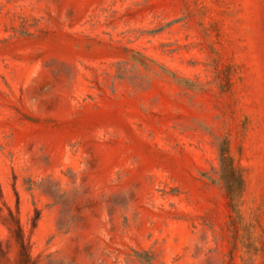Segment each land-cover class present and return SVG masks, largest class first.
Wrapping results in <instances>:
<instances>
[{"label":"rangeland","instance_id":"374dc122","mask_svg":"<svg viewBox=\"0 0 264 264\" xmlns=\"http://www.w3.org/2000/svg\"><path fill=\"white\" fill-rule=\"evenodd\" d=\"M0 264H264V0H0Z\"/></svg>","mask_w":264,"mask_h":264},{"label":"trees","instance_id":"16d2710c","mask_svg":"<svg viewBox=\"0 0 264 264\" xmlns=\"http://www.w3.org/2000/svg\"><path fill=\"white\" fill-rule=\"evenodd\" d=\"M226 154H227L226 151H223L221 153V165H222V169H224L225 164H226V161H228V158H227V155ZM221 179H223V181H224L225 188L228 190V192L231 193L232 188H231L229 182H227L226 180H224L225 178H223V175H222V178ZM238 184H239L240 187L242 186V182H241V179L240 178H238Z\"/></svg>","mask_w":264,"mask_h":264}]
</instances>
